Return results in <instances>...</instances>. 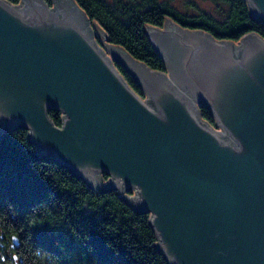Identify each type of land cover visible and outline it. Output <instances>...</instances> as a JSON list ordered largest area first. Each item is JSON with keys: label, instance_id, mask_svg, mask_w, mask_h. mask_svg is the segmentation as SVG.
<instances>
[{"label": "water", "instance_id": "95a60500", "mask_svg": "<svg viewBox=\"0 0 264 264\" xmlns=\"http://www.w3.org/2000/svg\"><path fill=\"white\" fill-rule=\"evenodd\" d=\"M246 2L264 24V0ZM91 25L74 0H0V132L25 129L40 156L148 213L167 264H264V40L164 17L143 24L159 71Z\"/></svg>", "mask_w": 264, "mask_h": 264}, {"label": "trees", "instance_id": "16d2710c", "mask_svg": "<svg viewBox=\"0 0 264 264\" xmlns=\"http://www.w3.org/2000/svg\"><path fill=\"white\" fill-rule=\"evenodd\" d=\"M212 1L221 8L219 18L181 12L166 0H74L108 42L159 71L165 70V63L143 24L161 26L164 17L184 28L207 31L215 39L237 41L250 31L264 40V24L250 18L246 0ZM115 67L143 97L124 68ZM198 110L201 119L215 127L207 109ZM47 114L59 124V111ZM115 191L96 193L65 167L40 156L26 140L25 129L0 132V263L13 264L15 254L18 264H167L152 245L157 238L149 214L136 212Z\"/></svg>", "mask_w": 264, "mask_h": 264}, {"label": "rangeland", "instance_id": "374dc122", "mask_svg": "<svg viewBox=\"0 0 264 264\" xmlns=\"http://www.w3.org/2000/svg\"><path fill=\"white\" fill-rule=\"evenodd\" d=\"M170 5L174 6L181 12L197 13L204 12L215 18L220 17L221 8L212 0H166ZM99 41V40H98ZM101 42V40L99 41ZM105 181V177H102Z\"/></svg>", "mask_w": 264, "mask_h": 264}, {"label": "flooded vegetation", "instance_id": "af4514ba", "mask_svg": "<svg viewBox=\"0 0 264 264\" xmlns=\"http://www.w3.org/2000/svg\"><path fill=\"white\" fill-rule=\"evenodd\" d=\"M100 41V40H99ZM99 41L97 40V42L99 43ZM216 128V127H215ZM217 129V128H216Z\"/></svg>", "mask_w": 264, "mask_h": 264}, {"label": "built area", "instance_id": "2783aa9c", "mask_svg": "<svg viewBox=\"0 0 264 264\" xmlns=\"http://www.w3.org/2000/svg\"><path fill=\"white\" fill-rule=\"evenodd\" d=\"M218 129V128H217Z\"/></svg>", "mask_w": 264, "mask_h": 264}]
</instances>
